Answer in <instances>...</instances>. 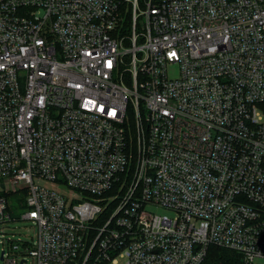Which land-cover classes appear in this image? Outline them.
<instances>
[{
    "label": "built area",
    "instance_id": "built-area-1",
    "mask_svg": "<svg viewBox=\"0 0 264 264\" xmlns=\"http://www.w3.org/2000/svg\"><path fill=\"white\" fill-rule=\"evenodd\" d=\"M211 245L264 264V0H0V264Z\"/></svg>",
    "mask_w": 264,
    "mask_h": 264
},
{
    "label": "rangeland",
    "instance_id": "rangeland-1",
    "mask_svg": "<svg viewBox=\"0 0 264 264\" xmlns=\"http://www.w3.org/2000/svg\"><path fill=\"white\" fill-rule=\"evenodd\" d=\"M174 69V68H173ZM174 71L170 69L169 74H174ZM17 187L21 188L23 187L22 183H18ZM60 190L63 193H68V189L65 185L58 186ZM20 196V195H16ZM15 195L9 194L7 196V200L9 201L10 207L9 211L11 213L12 217H15L16 220H13L12 222H8V230H10L12 233H14L15 238H28V239H34L35 238V228L34 225L31 223V221L27 220H20L19 214L23 211L22 205L20 204V199L18 200ZM17 207V208H16ZM149 210L153 212L163 213L167 212L166 208L164 207H157V208H149ZM29 257V256H26ZM1 264H4L3 261H1ZM24 264H33L31 259H27V261Z\"/></svg>",
    "mask_w": 264,
    "mask_h": 264
},
{
    "label": "trees",
    "instance_id": "trees-1",
    "mask_svg": "<svg viewBox=\"0 0 264 264\" xmlns=\"http://www.w3.org/2000/svg\"><path fill=\"white\" fill-rule=\"evenodd\" d=\"M241 262V257L234 251L211 245L202 264H240Z\"/></svg>",
    "mask_w": 264,
    "mask_h": 264
}]
</instances>
